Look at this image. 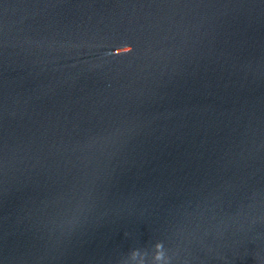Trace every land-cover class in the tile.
Masks as SVG:
<instances>
[{
    "label": "water",
    "instance_id": "1",
    "mask_svg": "<svg viewBox=\"0 0 264 264\" xmlns=\"http://www.w3.org/2000/svg\"><path fill=\"white\" fill-rule=\"evenodd\" d=\"M0 264H264V0H0Z\"/></svg>",
    "mask_w": 264,
    "mask_h": 264
},
{
    "label": "snow or ice",
    "instance_id": "2",
    "mask_svg": "<svg viewBox=\"0 0 264 264\" xmlns=\"http://www.w3.org/2000/svg\"><path fill=\"white\" fill-rule=\"evenodd\" d=\"M122 48H124L127 51V53L132 51V49L128 47H122Z\"/></svg>",
    "mask_w": 264,
    "mask_h": 264
},
{
    "label": "clouds",
    "instance_id": "3",
    "mask_svg": "<svg viewBox=\"0 0 264 264\" xmlns=\"http://www.w3.org/2000/svg\"><path fill=\"white\" fill-rule=\"evenodd\" d=\"M128 48H131V47H128ZM160 247H161V245H160V244H158V245H157V248H160Z\"/></svg>",
    "mask_w": 264,
    "mask_h": 264
}]
</instances>
